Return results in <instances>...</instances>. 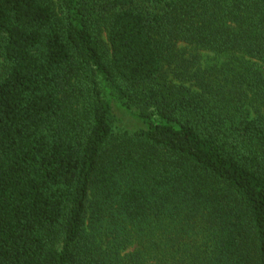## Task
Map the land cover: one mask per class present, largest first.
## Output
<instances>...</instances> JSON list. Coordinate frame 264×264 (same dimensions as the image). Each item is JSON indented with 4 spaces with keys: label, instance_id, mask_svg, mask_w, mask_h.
Masks as SVG:
<instances>
[{
    "label": "trees",
    "instance_id": "trees-1",
    "mask_svg": "<svg viewBox=\"0 0 264 264\" xmlns=\"http://www.w3.org/2000/svg\"><path fill=\"white\" fill-rule=\"evenodd\" d=\"M0 264H264V0H0Z\"/></svg>",
    "mask_w": 264,
    "mask_h": 264
},
{
    "label": "rangeland",
    "instance_id": "rangeland-1",
    "mask_svg": "<svg viewBox=\"0 0 264 264\" xmlns=\"http://www.w3.org/2000/svg\"><path fill=\"white\" fill-rule=\"evenodd\" d=\"M178 49L185 53L186 57L194 56L195 54L198 56L197 58V66L202 70H208L212 67H219L220 63L227 60V56L216 55L214 53H210L209 51H197L191 47H187L185 44H178ZM168 80L171 85H178L179 82L173 80L171 74L168 75ZM112 127L115 133L119 132H133L136 129H139L141 126L137 120H135L131 115L124 112L117 105L114 104L112 111Z\"/></svg>",
    "mask_w": 264,
    "mask_h": 264
}]
</instances>
